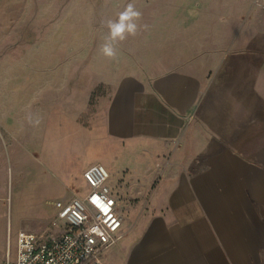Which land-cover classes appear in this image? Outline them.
Here are the masks:
<instances>
[{"label": "crops", "instance_id": "crops-1", "mask_svg": "<svg viewBox=\"0 0 264 264\" xmlns=\"http://www.w3.org/2000/svg\"><path fill=\"white\" fill-rule=\"evenodd\" d=\"M99 54L82 92L77 75L54 84L40 69L39 97H15L14 69H3L0 162L10 153L19 177L35 182L46 173L34 155L50 146L58 156L49 162L64 170L60 186L80 182L72 197L85 194L90 165L102 163L110 179L117 174L124 221L106 264H264V139H255L253 100L217 95V71L209 77L181 63L147 72L119 51ZM116 68L124 70L111 77ZM102 84L109 91L92 104Z\"/></svg>", "mask_w": 264, "mask_h": 264}, {"label": "rangeland", "instance_id": "rangeland-1", "mask_svg": "<svg viewBox=\"0 0 264 264\" xmlns=\"http://www.w3.org/2000/svg\"><path fill=\"white\" fill-rule=\"evenodd\" d=\"M129 4L140 16L124 23L137 25L136 35L113 40L110 25L119 26ZM104 43H111L126 55L127 64L134 62L143 71L182 63L209 70V77L219 72L217 95L230 91L233 99L253 100L255 139H264V0H0V81L3 69H14L10 75L15 97L28 92L39 97V78L44 75L40 69H47V82L54 84L70 83L77 75L82 92L93 74L87 68L95 53H100V60L106 58ZM26 69H31L30 88L24 84ZM119 70L124 69L108 73L112 77ZM108 91L106 84L98 87L92 104ZM65 148L70 160V149ZM54 151L50 146L36 151L34 158L42 167L37 171L46 174L35 182L19 177L22 168L8 160L10 153L0 162V264H6L9 251L14 261L20 228L45 230L55 213L53 202L72 197L81 187L75 180L66 190L60 186L58 177L64 170L49 162L58 156ZM38 158L48 159V167ZM115 177L108 184L119 199ZM32 183L42 190L31 191Z\"/></svg>", "mask_w": 264, "mask_h": 264}, {"label": "built area", "instance_id": "built-area-1", "mask_svg": "<svg viewBox=\"0 0 264 264\" xmlns=\"http://www.w3.org/2000/svg\"><path fill=\"white\" fill-rule=\"evenodd\" d=\"M102 163L90 165L83 196L56 200L55 215L43 231L20 230L14 261L6 264H106L104 252L121 238L124 217Z\"/></svg>", "mask_w": 264, "mask_h": 264}, {"label": "clouds", "instance_id": "clouds-1", "mask_svg": "<svg viewBox=\"0 0 264 264\" xmlns=\"http://www.w3.org/2000/svg\"><path fill=\"white\" fill-rule=\"evenodd\" d=\"M123 17L122 22L119 26L110 25L111 28V36L112 39H116L119 37L121 40L125 39V34L127 35H136L137 25L132 23H124V21H128L132 18H139L140 13L134 10V6L129 4L124 12L121 13ZM102 54L108 58H114L116 56V49L113 47L111 43H104L101 46Z\"/></svg>", "mask_w": 264, "mask_h": 264}]
</instances>
